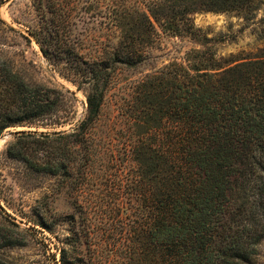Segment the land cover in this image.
I'll use <instances>...</instances> for the list:
<instances>
[{
	"label": "trees",
	"instance_id": "1",
	"mask_svg": "<svg viewBox=\"0 0 264 264\" xmlns=\"http://www.w3.org/2000/svg\"><path fill=\"white\" fill-rule=\"evenodd\" d=\"M264 0H34L31 32L60 77L33 84L0 59V136L29 131L37 171L63 178L74 211L44 264H256L264 240V48L162 59L166 38L209 40L204 12L254 13ZM167 54H170L168 52ZM24 147L12 156L31 162ZM41 226L52 229L47 222ZM50 227V228H49ZM0 226L1 254L25 242Z\"/></svg>",
	"mask_w": 264,
	"mask_h": 264
},
{
	"label": "rangeland",
	"instance_id": "2",
	"mask_svg": "<svg viewBox=\"0 0 264 264\" xmlns=\"http://www.w3.org/2000/svg\"><path fill=\"white\" fill-rule=\"evenodd\" d=\"M195 23L209 40L191 37L166 38L159 63L171 58H181L191 48L212 47L219 56L231 54L250 56L264 48V4L254 13L204 12L195 16ZM39 26L34 0H0V59L7 60L13 68L33 84L64 86L75 92L77 115L83 116L86 95L75 85L60 77L53 65L43 55L31 34ZM170 52V54H167ZM45 127L37 123H21L7 127L0 136V226L20 233L25 242L7 247L1 254L9 264H44L47 261L42 241L49 243L50 253H58L55 235H67V218L74 209L64 194L58 193L63 184L61 176L37 171L32 162L44 155L36 151V139L22 132L68 129ZM24 147L30 154L27 160L12 156ZM47 222L52 229L40 225ZM49 227V228H50ZM256 264H264V240L260 244Z\"/></svg>",
	"mask_w": 264,
	"mask_h": 264
}]
</instances>
